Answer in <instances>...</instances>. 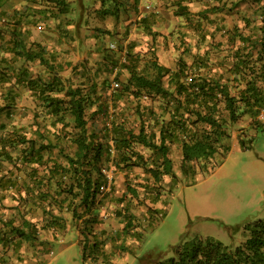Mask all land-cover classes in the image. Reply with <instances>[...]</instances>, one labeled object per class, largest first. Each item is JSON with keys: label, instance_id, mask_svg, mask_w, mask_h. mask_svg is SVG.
Segmentation results:
<instances>
[{"label": "trees", "instance_id": "1", "mask_svg": "<svg viewBox=\"0 0 264 264\" xmlns=\"http://www.w3.org/2000/svg\"><path fill=\"white\" fill-rule=\"evenodd\" d=\"M46 2L52 8L34 11L36 22L33 26L40 27L36 39L28 46L17 40L18 34L13 40L11 50L15 58L12 59L20 61L21 67L10 74L4 69L0 72V87L12 83L14 89L21 88L28 93L34 106L45 111L43 116L49 117L51 127L55 128L52 138L39 128L29 136L12 128L0 137V189L5 190L8 181L11 184L10 179L4 180L6 174L1 173L22 171L28 178L17 187L21 194L14 207L22 209L23 213H14L6 220L0 214V258L23 241L42 242L38 235L45 231L53 239L58 237L68 229L62 216L66 212L72 222L79 221L82 225L80 236L86 235L81 242L83 260L105 264L103 249L100 253L101 244L96 240L89 244L86 229H92L90 234L96 233L93 227L101 221L99 212L110 200L116 207L115 215L125 220L124 231L131 225L127 196L131 199L139 197L135 186L125 185V192L111 200L109 192L112 190L107 191L111 180L103 171L112 155L116 171L141 169L151 183L138 187L143 192L146 187L151 191V187L158 188L165 176L176 177L169 158L173 144H179V168L184 175L193 177L195 165L213 162L210 168L202 170L204 177L218 167L231 150L227 125L237 123L245 114L252 119L260 117L264 110V0H174L172 14L181 18L183 24L179 28L183 30L172 29L167 33L160 26L154 30L145 26L142 29L150 36V41L144 51H138L135 42H126L128 31L124 29L123 40L128 44L124 55L116 57L106 51L102 57L104 71L108 74L115 68L127 74L117 88L112 89L110 97L118 100L127 96L144 105L139 107L137 104L141 113L137 114L135 129L126 128L120 122L112 124L111 129L104 127L99 134L94 126L90 132L87 127L88 116L94 119L105 115L108 108L103 104L106 99L99 93L95 78L82 75L78 84L73 85L56 70L62 69V63H56V55L61 51L64 37L79 40L81 34H96L94 28L97 26L88 17L85 19L88 27L80 25L79 18L72 16L70 4L65 0ZM195 2L204 5L202 10L192 14L191 5L187 4ZM243 4L251 7L242 18L247 32L237 26L225 29L227 40L232 44L227 54L231 58L229 65L221 66L220 72H212L208 59L199 52L194 53L190 64L182 58L174 61L176 53L183 54L184 48H188V33L202 31V23H208L210 14H231ZM117 11L111 14L115 18ZM107 14V9H100L98 13L101 20ZM193 15L198 20L193 21ZM254 16V21L259 24L251 28L249 18ZM48 19L59 22L55 26L47 22ZM167 19L160 17L159 21ZM215 30L216 27L209 33L212 37ZM104 33L109 34L108 31ZM175 41L177 46H174ZM236 42L238 45L235 46ZM158 50L162 51L161 56ZM160 57L166 58L163 64L158 61ZM140 63L146 68L144 72L137 70ZM12 94L11 89L6 91V97L14 103L16 97ZM153 102L157 103L159 111L153 112ZM11 106H1L0 113L7 112ZM142 112L147 113L142 115ZM58 124L59 128L56 127ZM107 138L112 141V146L105 142ZM66 143L74 147L72 154L65 150ZM238 146L246 151L251 148V141L240 138ZM54 150H57L56 155ZM145 150L149 155L141 152ZM14 184L12 182L10 187ZM100 187L106 190H100ZM156 191L154 200L160 197V192ZM38 210L40 220L27 218L30 212L35 214ZM243 232V241L233 247L207 237L191 238L173 246L172 256L158 258L153 264H264V216L244 225Z\"/></svg>", "mask_w": 264, "mask_h": 264}, {"label": "rangeland", "instance_id": "2", "mask_svg": "<svg viewBox=\"0 0 264 264\" xmlns=\"http://www.w3.org/2000/svg\"><path fill=\"white\" fill-rule=\"evenodd\" d=\"M191 5L193 6L189 7L190 12L195 14L203 9L204 3L195 2ZM168 9L165 8L163 12L169 11ZM248 11H251V7L243 4L238 9L232 10L231 14H210L208 23H202V31L188 33L187 45L189 46L187 49L184 48L186 51L183 54L176 53L174 61L182 58L190 64L194 53L199 52L208 59L207 64L212 68V72H220L221 66H227L231 62L227 54L232 44L227 40L225 29L237 26L247 32V28L243 27L242 18L248 14ZM160 17L165 18V15ZM32 19L36 22L35 18ZM88 19L93 21L92 24H97L94 17H88ZM191 19L198 20L195 15ZM254 19L255 16L249 18L251 28L259 24ZM215 27L212 37L209 33L213 32ZM95 31L96 34H81L79 40L64 37L61 51L56 55V63H62V69L56 68V70L63 79L70 80L73 85L78 84L82 75L94 77L99 93H103V98L106 99L103 104L107 105V111L105 115H98L94 119L88 116L89 132L94 126L96 133L99 134L104 127L111 129L112 124L120 122L126 128L135 129L139 118L137 114L141 113L137 104L140 107L144 103L140 104L127 96L118 100L110 97L112 89L117 88L113 87V84L119 85L127 74L118 68L108 74L104 71L102 58L106 51L115 54L116 57L124 55V48L128 45L123 40L124 33L122 29L120 31H116L115 28L106 30L101 26L95 27ZM105 31L109 34L106 35ZM32 37L36 38L37 34H32ZM175 43L176 41L174 46H177L178 42ZM111 45H113L112 48ZM236 45L238 42L235 43ZM145 69L143 63L138 64L139 72H144ZM117 73L121 77L118 78ZM9 89L13 92V97H16L14 103L6 97V91ZM5 104L12 106L7 112L0 113V137L7 135L12 128L26 133L27 136L35 128H39L40 132L52 138L55 128L51 127V119L43 116L44 110L34 106L33 99L28 93L21 88L14 89L12 83L1 86L0 107ZM153 104L151 106L153 112L159 111L156 107L157 103L153 102ZM91 111L92 109L89 113ZM146 113L142 112V115ZM259 115L260 117L252 119L245 114L237 123L227 125L230 153L218 167L204 177H202V170L210 168L213 162L204 166L201 165L203 163L195 165L196 174L193 177L184 175L179 168V144H173L170 147L169 158L176 177L172 179L165 176L158 183V188L151 187L152 192L148 187L145 188V192L138 187L151 183L141 169L116 171L112 155L104 167L111 178L107 188V191L112 190L109 192L111 200L125 192V185L135 186L139 197L131 199L129 195L127 196L130 205L128 217L131 225L124 231L125 220L115 215L116 207L110 204V200L105 203L104 209H101L99 216L101 221L93 227V232L96 233L90 234L92 229H86L89 231L87 237L89 244L92 240L101 244L100 253L105 245H109L106 249L107 253L103 252V257H107L105 264H153L158 258L172 256L173 246L195 237L202 239L207 237L230 247L243 241V226L264 216V110ZM56 127L59 128L60 125ZM240 138L247 142L251 141V148L246 151L240 150L238 146ZM105 142L112 146L110 139ZM65 146V150L72 154L74 147L69 143ZM56 151H53L54 155ZM141 152L149 155L146 150ZM191 184L194 185L189 186ZM156 190L160 192L158 200H154ZM62 216L68 228L59 235V237L63 236L61 240L63 249L58 251L59 247L56 246L48 264H84L81 246L74 243L76 238L79 240L78 243H81L86 237V235L80 236L79 229L83 227L79 221L72 222L66 212Z\"/></svg>", "mask_w": 264, "mask_h": 264}, {"label": "crops", "instance_id": "3", "mask_svg": "<svg viewBox=\"0 0 264 264\" xmlns=\"http://www.w3.org/2000/svg\"><path fill=\"white\" fill-rule=\"evenodd\" d=\"M65 1L70 4V11L73 14L72 16L79 18L78 23L82 26H85V19L87 17H94L97 22L94 26L98 25L97 27L101 26L106 30L115 28L116 31H120V29H122V31L127 29L128 35L125 37L127 38L126 42H135L136 49H138V51H144L150 41V36L146 35L142 29L146 28L145 26L147 25L151 28V30L160 26L162 31L167 33L172 29H179L180 31L183 30V28H179V25L183 24L181 23V18L174 16L172 12H170L171 9H174V0ZM165 2L167 3L164 5ZM48 4L50 3L46 2V0H0V72H2L1 69H4V71H7V73L10 74L13 72V69L16 70V68L19 69V67H21L20 61L15 62L12 59L14 57V53L11 50L13 40L16 39L15 36L18 34L17 40H22V42L28 46L30 45L31 40L33 41L36 39L35 37H32V34H38L40 27L33 26L34 21L32 18L36 15L34 11L38 8H52ZM167 7L171 9L169 10ZM165 8L169 11L163 12ZM100 9H107L109 12V14L104 16V19L102 20L98 15ZM116 9H118V11L117 17L115 18L111 14H113V11ZM160 15H165L168 19L164 22H160ZM48 20L49 21L47 22H50L55 26L59 22L53 19ZM157 53L161 56L162 51L158 50ZM162 56H164V54H162ZM158 61L163 64L164 61H166V58L160 57ZM1 174H6V178H4V180L10 179L11 184L12 182L15 183V186L12 188L10 187L11 184L8 181L6 189H0V214L2 219L6 220L14 213H23L22 209H14V207L17 205L16 200L20 193L19 190H17V187L20 186V184L27 182L28 178H25V175H22V171L14 172V174L11 172H4ZM30 214L27 218L31 217L34 220L41 219L39 210L35 212V214H32V212H30ZM71 232L73 231L71 230ZM38 238H40L42 242L39 243L35 241L34 243H26L23 241L18 245L13 246V249H11V251H9L3 259L0 258V264H48L54 254V248L56 246L57 248L59 247L58 251H62L63 249V246L61 245L63 236H58L53 239L49 232L45 231L44 233H40ZM78 242L79 240L76 238L74 243L79 244L82 251L83 247L81 243ZM107 247L109 248V245L104 246V253H107ZM2 260H4V262H1ZM106 260L107 257H105L104 261ZM83 263L92 264L88 260H83Z\"/></svg>", "mask_w": 264, "mask_h": 264}, {"label": "built area", "instance_id": "4", "mask_svg": "<svg viewBox=\"0 0 264 264\" xmlns=\"http://www.w3.org/2000/svg\"><path fill=\"white\" fill-rule=\"evenodd\" d=\"M111 47H113L112 45H111ZM114 86L113 87H117L118 86V84H113ZM105 174H106V176H107V178H108V180L110 181L111 180V178H109V172H106V171H103ZM100 190H103V191H105L106 189L105 188H103V187H100Z\"/></svg>", "mask_w": 264, "mask_h": 264}]
</instances>
